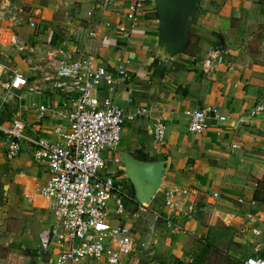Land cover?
I'll return each mask as SVG.
<instances>
[{"label":"crops","instance_id":"0c3cea01","mask_svg":"<svg viewBox=\"0 0 264 264\" xmlns=\"http://www.w3.org/2000/svg\"><path fill=\"white\" fill-rule=\"evenodd\" d=\"M130 1L120 0L102 12L94 10L93 0H0L21 12L18 25L8 17L0 19L5 44L0 45V58L29 76V56L8 46L7 37L14 35L27 46L39 45V60L48 44H95L97 62L108 70L116 69L123 59L130 61L125 66L126 81L113 92L120 106L129 111L157 105L155 116L166 125L163 147L152 149V119L137 118L124 125L117 148L104 154L105 173L123 178L122 164L115 162L119 153L165 164L159 191L142 208L162 222L163 243L152 246L147 260L136 246L122 264H217L220 251L225 253L222 264H243L248 257L263 256L264 97L258 98V92L262 91L259 77H264V64L248 62L250 54L243 59L238 45L242 39L250 46L248 42L257 41L259 34L264 45V0H200L189 23L185 48L165 60L158 55L160 26L154 0H144L128 39L119 32L120 25L129 26L125 13ZM29 18L34 19L35 29L26 23ZM91 26L97 28L96 39L86 44L84 32ZM212 51L222 56V62L204 67ZM39 101L50 110L43 115L25 110L26 132L50 138L52 127L60 123L58 112L65 109L64 99L44 88ZM212 107L227 121L211 120L202 135L189 133L185 111ZM234 144L240 148L232 150ZM110 160L115 162L112 167L107 165ZM48 176L47 167L34 161L25 141L18 157L8 161L0 133V208L17 219L6 221L0 216V264L22 255L30 256L26 264H54L59 248H47L46 242L51 210L38 195ZM170 188L179 191V208L169 220L163 193ZM127 194L134 197L130 183ZM125 205L127 222L133 226L139 209L130 201ZM27 250L40 256L33 259Z\"/></svg>","mask_w":264,"mask_h":264},{"label":"built area","instance_id":"2783aa9c","mask_svg":"<svg viewBox=\"0 0 264 264\" xmlns=\"http://www.w3.org/2000/svg\"><path fill=\"white\" fill-rule=\"evenodd\" d=\"M119 1L93 0V8L103 12ZM143 5L144 0L130 1L125 13L129 26L118 27L123 38H129ZM20 14L9 2L0 3V19L8 17L15 26L21 20ZM26 23L31 29L36 28L33 18L27 19ZM96 32V26L87 28L84 32L86 44L94 42ZM1 37L0 45H5ZM7 45L17 53L29 56L31 73L27 76L0 64V133L4 155L8 161L18 157L21 143L25 141L33 151L34 161L47 167L49 176L38 195L51 210L52 221L46 242L47 248L51 245L59 248L54 264H122L138 243L127 222L124 203L137 201L127 194L129 183L125 177L105 173L103 153L117 148L124 125L137 118L152 119V149L158 150L165 144V120L155 116V104L128 111L114 100L115 88L127 79L125 66L130 64L127 59L121 60L111 71L97 62L95 44H48V50L40 60L39 45L27 46L14 35L7 37ZM221 62L222 56L212 51L206 57L204 67ZM44 88L61 95L65 109L58 112L60 123L52 127L50 138L32 137L26 132L28 120L22 110L43 115L50 109L35 101L24 105L23 101L26 95L39 96ZM101 90H105L104 96L99 94ZM12 101L14 106L10 105ZM185 115L189 120L188 132L194 135L205 133L211 120L227 121L217 107L189 110ZM230 148L239 149L240 145L234 144ZM178 197L176 188L166 189L163 193L169 220L170 214L179 208ZM212 197L216 199L218 194L214 193ZM142 208L139 205L137 209ZM29 261L30 256L22 255L4 264ZM243 264H264V255L248 257Z\"/></svg>","mask_w":264,"mask_h":264},{"label":"water","instance_id":"95a60500","mask_svg":"<svg viewBox=\"0 0 264 264\" xmlns=\"http://www.w3.org/2000/svg\"><path fill=\"white\" fill-rule=\"evenodd\" d=\"M200 0H154L159 18V51L162 60L180 53L186 45L188 27ZM123 173L139 205H148L160 189L165 171L163 162H142L119 153Z\"/></svg>","mask_w":264,"mask_h":264},{"label":"rangeland","instance_id":"374dc122","mask_svg":"<svg viewBox=\"0 0 264 264\" xmlns=\"http://www.w3.org/2000/svg\"><path fill=\"white\" fill-rule=\"evenodd\" d=\"M2 31H4V28L2 29ZM259 35H258V39H259ZM258 39H256L257 41H254V42H253V40H252V42H248L251 44L250 46L243 43L242 39H239L241 42L238 45V49L241 51L240 53H242L243 59H244L246 54L251 55L252 59H250L248 62L254 61V62L264 64V45H262V43H261L262 37L259 39L260 41ZM243 61H245V60H240V62H243ZM0 64L5 65L7 67H10L9 63H7V62L4 63V60L2 58H0ZM13 65L17 66V63H13ZM18 66L21 68L22 64L18 63ZM259 79H260L259 82H261L260 85H263V86L261 88L262 91L258 92V94H259L258 98H262L264 96H260V95H264V92H263L264 91V77H259ZM31 101H35L36 103H39L40 102L39 96L36 94L26 95V98L23 102H24V105H28ZM10 105L14 106L15 105L14 101H12L10 103ZM22 112H24V109L22 110ZM104 154H105V152L103 153V157H104ZM114 164H115V162L111 161V160L109 162H107V165H109L111 167L114 166ZM126 202L127 201H125V203ZM142 207H144V206H142ZM2 208H0V216L3 220L17 221L15 216L10 214V212L8 210L3 211ZM125 209H126V207H125ZM137 212H136L137 218L134 220V224L132 226L131 231H132L133 238H134L135 242H138L137 243V249L143 251L141 253L145 256V260H147L150 257V255H148V253L150 252V249L152 248V246L155 247L156 243L158 244L159 242L163 243L164 237L162 235L163 231L161 230L163 225H162V222L155 221L153 219V216L151 214H149V211L143 212L142 210H139ZM43 216H44L43 217V224H46L45 212H43ZM48 223H49V220H48ZM2 226H4V225H2ZM158 226H160V227H158ZM221 233H224V232H221ZM222 235H223V237L221 238L222 239L221 243L223 246H225L226 243H224V241L226 242V236L224 234H222ZM226 235H227V233H226ZM159 238H160V240H159ZM161 238H162V240H161ZM138 244H139V246H138ZM140 244H143V246ZM40 250H41V248H40ZM27 253H30V255L33 254L34 255L33 259L40 256L36 252H33V250H27ZM211 253L213 254V251ZM216 254L219 257L216 259L217 264H219V263L222 264V262L224 263L226 261L224 252L220 251L219 253H216ZM41 256H43V255H41ZM33 259H32V261H33ZM214 260L212 262H214ZM210 262H211V260H210Z\"/></svg>","mask_w":264,"mask_h":264},{"label":"trees","instance_id":"16d2710c","mask_svg":"<svg viewBox=\"0 0 264 264\" xmlns=\"http://www.w3.org/2000/svg\"><path fill=\"white\" fill-rule=\"evenodd\" d=\"M131 203L134 205V207H135L134 209L137 211L138 210L137 208L139 207L138 203H133V202H131Z\"/></svg>","mask_w":264,"mask_h":264}]
</instances>
